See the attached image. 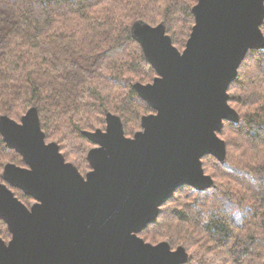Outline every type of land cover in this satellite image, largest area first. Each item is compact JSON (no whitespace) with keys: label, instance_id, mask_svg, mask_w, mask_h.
<instances>
[{"label":"water","instance_id":"water-1","mask_svg":"<svg viewBox=\"0 0 264 264\" xmlns=\"http://www.w3.org/2000/svg\"><path fill=\"white\" fill-rule=\"evenodd\" d=\"M183 51L164 24L135 22L132 34L157 76L134 88L155 112L126 136L121 118L106 114V128L86 131L94 143L82 174L47 141L38 110L20 120L0 115V134L26 166L6 163L0 175V264H186L183 246L153 244L138 233L156 221L178 187L214 185L202 158L223 161L224 121L238 122L228 87L251 49L264 48V0H198ZM5 181V182H4ZM34 202L26 205L11 189Z\"/></svg>","mask_w":264,"mask_h":264},{"label":"trees","instance_id":"trees-1","mask_svg":"<svg viewBox=\"0 0 264 264\" xmlns=\"http://www.w3.org/2000/svg\"><path fill=\"white\" fill-rule=\"evenodd\" d=\"M197 3L0 0V115L19 121L35 106L46 140L56 141L66 161L74 160L84 174L94 145L84 132L104 130L110 112L131 137L142 128V116L155 112L134 88L153 82L157 72L133 37L132 24H164L182 51ZM261 29L264 34V22ZM227 91L239 120L224 121L218 132L225 159L202 158L214 185L178 187L156 221L138 233L147 242L183 246L190 255L186 264H264V48L248 51ZM6 163L26 166L0 134V172ZM11 189L26 205L34 200ZM0 236L11 237L2 219Z\"/></svg>","mask_w":264,"mask_h":264},{"label":"rangeland","instance_id":"rangeland-1","mask_svg":"<svg viewBox=\"0 0 264 264\" xmlns=\"http://www.w3.org/2000/svg\"><path fill=\"white\" fill-rule=\"evenodd\" d=\"M57 9H58V8H57ZM60 9H61V8H60ZM60 9H59V10H60ZM139 21H141V22H145V21H143V20H137V21H135V22H139ZM135 22H134V23H135ZM134 23L132 24V27H133ZM132 27H131V31H132V29H133ZM182 51H183V50H182ZM142 53H143V52H142ZM10 118H11V117H10ZM12 118H13V117H12ZM15 119H16V118H14V120H15ZM139 130H140V129H139ZM137 131H138V130H137ZM131 137H132V136H131ZM93 146H94V145H93ZM93 146H92V147H93ZM92 147H90L89 150H90ZM89 150H88V151H89ZM87 153H88V152H87ZM71 161H74V160H71ZM3 170H4V168H3ZM3 170L0 172V175L3 173ZM87 171H88V170H87ZM87 171H86V172H87ZM86 172L84 173V175L86 174ZM82 174H83V173H82ZM0 179H1V178H0ZM1 180H2V179H1ZM2 181H3V180H2ZM4 182H5V181H4ZM33 202H34V200L28 202V206L31 205ZM10 234H11V233H10ZM11 237H12V235H11ZM11 237H10V238H6V239H4V240L9 241V240L11 239ZM148 242H150V241H148ZM160 242H161V241H160ZM153 244H155V243H153ZM189 256H190V255H189Z\"/></svg>","mask_w":264,"mask_h":264}]
</instances>
